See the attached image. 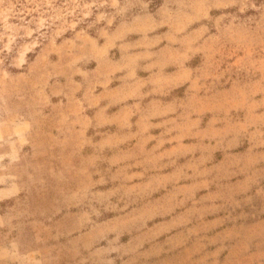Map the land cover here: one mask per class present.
Wrapping results in <instances>:
<instances>
[{
	"label": "rangeland",
	"instance_id": "rangeland-1",
	"mask_svg": "<svg viewBox=\"0 0 264 264\" xmlns=\"http://www.w3.org/2000/svg\"><path fill=\"white\" fill-rule=\"evenodd\" d=\"M0 264H264V0H0Z\"/></svg>",
	"mask_w": 264,
	"mask_h": 264
},
{
	"label": "crops",
	"instance_id": "crops-1",
	"mask_svg": "<svg viewBox=\"0 0 264 264\" xmlns=\"http://www.w3.org/2000/svg\"><path fill=\"white\" fill-rule=\"evenodd\" d=\"M5 189H8V188L7 187H0V193H5L4 191H2V190H5Z\"/></svg>",
	"mask_w": 264,
	"mask_h": 264
}]
</instances>
